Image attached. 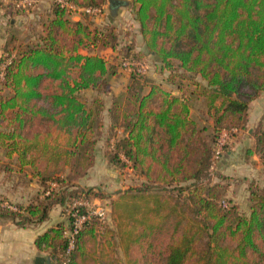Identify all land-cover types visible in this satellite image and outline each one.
<instances>
[{
  "label": "trees",
  "instance_id": "trees-1",
  "mask_svg": "<svg viewBox=\"0 0 264 264\" xmlns=\"http://www.w3.org/2000/svg\"><path fill=\"white\" fill-rule=\"evenodd\" d=\"M68 1L102 9L108 2ZM128 3L148 50L180 94L132 72L125 90L113 94L111 129L123 135L106 140V157L144 181L112 202V226L98 217L84 224L69 264H264V189L251 190L244 214L224 198L222 182L204 180L223 132L229 131L224 156L264 91V0ZM53 8L37 41L7 45L0 58L11 57L0 81V149L14 163L6 168L29 171L41 186L28 204L0 198V219L22 227L47 221L53 208L76 198H103L69 179L82 177L94 162L105 109L100 95L112 91L122 60H146L133 43H121L114 28L73 20L55 2ZM88 90L98 95L89 98ZM196 100L211 124L193 115ZM256 139L258 152H252L264 163V131ZM65 217L37 238L55 264L65 258L73 226L74 218ZM101 232L111 249L100 260L91 245Z\"/></svg>",
  "mask_w": 264,
  "mask_h": 264
},
{
  "label": "crops",
  "instance_id": "crops-1",
  "mask_svg": "<svg viewBox=\"0 0 264 264\" xmlns=\"http://www.w3.org/2000/svg\"><path fill=\"white\" fill-rule=\"evenodd\" d=\"M123 4L118 6L117 9L109 8L110 2L108 0L107 5L103 8V11L97 15L82 14L80 12L70 14L73 20H81L89 22L91 27L98 28H114L119 35V41L123 44L133 43L137 51L144 53L146 60H153L155 64L159 65L158 58L150 53L146 43L143 39L139 22L135 19L132 8L130 7L128 0H121ZM53 3L50 0H42L40 4L31 10L20 11L17 10L12 4L5 3L0 0V58L5 52L6 46L9 48H17L23 41L30 38L32 41H37L40 34H44L45 23L52 19L54 16ZM39 29V30H38ZM107 56L111 55L112 49H104L102 54ZM161 69V64L160 68ZM149 72V69H148ZM168 72L156 71L152 74L151 81L161 84L164 88L174 90L175 94H180V91L167 80ZM112 91L102 93L100 96L104 99L105 109L102 112V116L106 113L107 116H103V126L108 123V128H111L110 108L112 106L113 94H119L125 90V87L130 81V72L119 67L117 74L113 77ZM1 89V85H0ZM93 91V90H91ZM103 94H109L110 99L108 101L104 98ZM94 96L98 95L96 91H93ZM89 97V96H88ZM89 97V98H92ZM250 105L248 113L249 123H258L263 116L256 118L252 113V104ZM193 113V109H192ZM107 117V119H106ZM249 137L241 138L236 141H231V147L227 151L224 157H222V168L228 167L231 172H237L243 170L244 165L250 164L261 170V163L259 157L253 150L247 148V141L252 140L250 133L252 129L248 131ZM245 149V150H244ZM243 153L245 156L243 157ZM252 158V159H251ZM254 159H258L256 162ZM254 161V162H253ZM256 170V169H254ZM32 177V175H30ZM31 185H37L32 181ZM21 193V194H20ZM15 195L9 191V189H0V198L6 197L12 202L28 204L30 200L25 201V196L28 193L20 192ZM2 204H6V201ZM64 207L57 206L51 210L50 218L40 224L19 226L9 219H0V264H41L37 261L38 257H44L45 262L43 264H55L48 252L41 250L37 245V238L45 233L49 228L57 226L61 222L66 221L64 214ZM50 261V263L48 262Z\"/></svg>",
  "mask_w": 264,
  "mask_h": 264
},
{
  "label": "rangeland",
  "instance_id": "rangeland-1",
  "mask_svg": "<svg viewBox=\"0 0 264 264\" xmlns=\"http://www.w3.org/2000/svg\"><path fill=\"white\" fill-rule=\"evenodd\" d=\"M143 61H145L148 65L149 72L143 76H140L139 78H141L143 82L151 81L152 74L157 70H161H159L160 64H155L153 60ZM131 80L132 76L130 75V83ZM92 94L93 91L91 90L85 92V95L89 97H92ZM103 96L107 101L110 99L109 94H103ZM252 113L254 116H256V118L260 116L263 117L258 123L247 122L244 126L238 125L240 130L237 136L232 139V141H236L237 139L241 138L240 136H244V138L249 137L248 131L249 129H252V132L250 133L253 135L252 140H248L246 146L248 149L254 150L257 153L258 147H256V135L264 131V91L252 104ZM104 114L105 115L103 116H107L106 113ZM193 115L197 118H200L202 123L211 124V119L208 118L206 113H204V103L201 100H196L194 102ZM103 116L102 114L100 116L102 120L104 118ZM104 122L106 126L102 129H99L97 132L98 144L93 164L86 169V173L82 177L69 179V182L85 188H94L96 191L102 193L103 198H94L93 200L96 199L95 202L97 201L100 206L106 208L107 220L105 223L112 226V202L117 200L119 196H121L130 188L142 184L144 179L130 167L125 169H117L109 163L108 158L106 157V152L108 150L106 140L110 138L112 139V143H114L116 138L123 135V132L118 129L114 130L108 128V123L106 121ZM229 147L230 145H228V148ZM244 156L245 153H243V157ZM222 159H217L214 167L208 173V175L205 176L204 180L209 182H222L226 189L224 198L226 200H230L234 204H237L241 213L249 214L251 206V190L264 189V163L259 157V162L262 164V167L260 168L261 170L257 169L255 166H251L248 163L244 165L243 170L231 172L228 170V167L222 168ZM254 160L256 162L258 161V159ZM7 164L13 165L14 163L8 160L5 157L3 151L0 149V189H9V191L15 193V195L19 194L20 192H24L25 194L28 193V195L25 196V201L32 199L38 193V191L41 190V186L37 182V179L30 177L31 174L27 170L20 173L16 170H7ZM32 181L35 183L37 182V185H31L30 183ZM166 190H164V192L169 194L170 192H166ZM168 191H170V189H168ZM174 193V195H177V191ZM91 248L96 250V256L100 260L105 256V258H107L109 255L108 252L111 249L109 246H107V238L104 236V234H102V232L98 235L97 242L91 245ZM115 250L121 254L119 248L115 247Z\"/></svg>",
  "mask_w": 264,
  "mask_h": 264
},
{
  "label": "built area",
  "instance_id": "built-area-1",
  "mask_svg": "<svg viewBox=\"0 0 264 264\" xmlns=\"http://www.w3.org/2000/svg\"><path fill=\"white\" fill-rule=\"evenodd\" d=\"M5 3L12 4L17 10L26 11L36 8L42 0H3ZM55 3L60 4L62 7L66 8L70 14L82 13L88 15L100 14L103 9L98 7H78L75 4L69 2L68 0H50ZM0 62V80L5 77V69L8 61ZM121 68L128 70L129 72L135 73L139 76H143L148 72V65L145 61L138 58H125L121 62ZM238 129L235 128L234 131ZM229 138V131L225 130L218 142V147L215 154V159H220L223 156V148L226 141ZM96 200V199H95ZM95 200H85L82 198H76L69 206L64 208L65 215L74 218L72 228L67 232L69 238L68 248L66 250L65 258L62 264H69V255L75 247V236L83 228L84 224L87 223L92 217H98L103 223L107 220V210L106 208L100 206V204ZM226 206V201H223Z\"/></svg>",
  "mask_w": 264,
  "mask_h": 264
},
{
  "label": "water",
  "instance_id": "water-1",
  "mask_svg": "<svg viewBox=\"0 0 264 264\" xmlns=\"http://www.w3.org/2000/svg\"><path fill=\"white\" fill-rule=\"evenodd\" d=\"M110 2V6L109 8L111 9H117L118 6H121L123 4V2L121 0H109ZM37 261H39L41 264H43L45 262V258L44 257H38ZM48 262L50 263V261L48 260Z\"/></svg>",
  "mask_w": 264,
  "mask_h": 264
}]
</instances>
